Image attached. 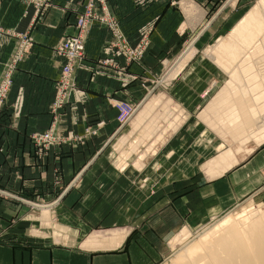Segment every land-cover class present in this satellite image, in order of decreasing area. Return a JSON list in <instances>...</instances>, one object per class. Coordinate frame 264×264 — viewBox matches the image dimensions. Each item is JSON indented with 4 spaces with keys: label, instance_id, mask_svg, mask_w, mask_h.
<instances>
[{
    "label": "crops",
    "instance_id": "0c3cea01",
    "mask_svg": "<svg viewBox=\"0 0 264 264\" xmlns=\"http://www.w3.org/2000/svg\"><path fill=\"white\" fill-rule=\"evenodd\" d=\"M114 1L127 34L137 36L149 22L157 30L153 44L159 45L160 37L177 36L182 18L176 6L165 0L149 6L139 0ZM83 2L55 0L47 14L38 18L24 0H0V78L18 46L8 31H23L35 40L32 54L15 71L4 116L0 115V187L16 195L0 193V215L6 213L2 202H8L10 218L16 221L9 232L17 240L12 243L10 264H158L170 252L178 232L199 226L210 214L264 189V141L244 155L226 146V141L241 140L242 135L236 132L240 128H220L229 124L221 116L234 102L227 95L232 90L218 84L224 76L219 70L197 65L189 74L191 79L197 77L196 83L186 81L171 88L184 94L177 102L185 112L182 124L169 134H160L164 143L155 145L153 152L145 150L141 184H131L129 174L134 172L118 171L112 161L104 162L109 153L106 147L118 128L116 101L128 95L140 99L147 92L137 80L141 64L126 67L121 56L105 52L108 33L95 27L86 61L77 71L79 89L60 115V133L82 140L75 147L61 146L41 157L30 135L46 130L53 120L50 105L60 72L54 47L75 33ZM167 24L171 31L165 36ZM101 58L113 64H100ZM205 93L207 99L202 98ZM245 98L241 97V103ZM139 124L136 118L135 126ZM87 127L99 128V133L88 137L84 134ZM229 148L233 159L224 162L220 157ZM81 173L89 184L73 183ZM26 205L49 206L54 227L33 235L35 221L46 220L37 212L21 218ZM20 237L25 239L20 242Z\"/></svg>",
    "mask_w": 264,
    "mask_h": 264
},
{
    "label": "rangeland",
    "instance_id": "374dc122",
    "mask_svg": "<svg viewBox=\"0 0 264 264\" xmlns=\"http://www.w3.org/2000/svg\"><path fill=\"white\" fill-rule=\"evenodd\" d=\"M43 1L44 0H24V2L28 3V6L32 5L34 7L38 18L47 14L54 5L55 0H49L48 7L47 5L45 6L47 9L42 12L39 4H43ZM159 1L160 0H139L142 6H149ZM165 1L172 6H176L179 17L182 19L178 23L179 31L177 32V36H174V38L170 36L168 39L160 37L159 41H161V43L157 45L153 44V36H155L154 34L157 31L155 23L149 24L148 22L141 26V32L137 36L129 35L124 31L115 10V5L117 3L114 0H105L104 3L97 1L96 6L93 8V17L89 23L88 29L86 31H80L77 27V20L84 14V10H86L88 4V0H84V9L76 17L75 33L67 34L54 47L56 59L60 64V72L55 84L54 99L50 105L54 117L49 127L42 132L53 133L55 138L58 139L57 144L59 145L53 146L46 154H41L39 152L40 146L32 138L34 134L39 132L31 133L30 139L32 144L41 157L47 156L51 150L60 148L61 146L70 145L71 147H75V145L78 144L77 141L82 140V137L76 135L72 137L60 133V115L61 111L72 102L75 92L79 89L77 71L83 67L86 61L87 44L95 27H101L108 33L109 38L105 45V52H115L121 56L125 60L126 67L133 63L141 64V78H137V80H140L139 84L141 88L147 92L142 94L140 99L135 100L131 95H128L130 96L128 99L115 100V106L117 108L119 103H128L132 106L134 111L126 124H122L119 121L120 112L118 111V128L113 139L106 147L109 153L104 162L105 164H110L112 161L113 164L119 168L118 171H122L123 169L124 172L128 170L134 172L129 174L131 184H141V167L147 162L145 150L147 149L146 152L149 153L153 152L155 145H159L161 142L164 143V140L160 141L159 139L160 134H169L182 124L185 112L177 102L180 101L179 98H182L184 94L176 90L174 91V89L172 90L171 88L176 84H186V81L187 83H196L197 77L191 79L189 74L192 72V68L197 65L199 68L202 65L204 68L209 67L210 70H219L224 76L219 78L218 84H225V86L230 87L232 90L227 95H229L230 101L234 102L229 109L225 107L221 116L222 121L229 120V124L221 125L220 128H240L241 130L236 129V132L239 134H235L240 135L241 133L242 135L241 140L238 139L234 142L226 141V146L237 149L238 152L244 155L250 153L252 147L264 141V124H262V122H264V40L263 38L259 39L252 45L244 47L242 41L233 40L232 38L236 26L249 11L259 9L261 10V17H264V0ZM187 5H191L195 8L194 12H192V14L190 13L191 15L185 12ZM163 15L164 14H161L159 17ZM166 26H168V24L165 25L164 28L166 30L165 36L171 31V27ZM8 33L17 39L18 43L16 45H20L19 42H26L24 46H28V39L32 41V45L29 51L25 52V58L16 64L14 72L12 70L10 90L5 97H0V115H2L8 103L10 91L14 84L15 71L18 65L32 54L35 44L32 34L15 30L8 31ZM69 38L83 39L85 55L83 58L75 59L73 63L70 61L71 66L73 65L72 71L66 73L63 66L65 61L67 60L68 62L70 58L67 54H62L61 48L62 44ZM229 41H232L233 45H236L240 49L241 55L238 56L237 59H233V56L229 54V50L227 54H220V56L215 55L218 52H224L222 51V46L225 42ZM16 49H18V46H16ZM109 63L112 62L106 58L100 59V64L107 65ZM180 66L182 67L179 69ZM177 68L180 71L178 70L174 73V77L172 76L170 78L169 73L172 71L174 72ZM186 70L188 71L186 72ZM166 74L167 77H165ZM3 77L4 72L1 75L0 83ZM188 79L191 81L189 82ZM245 89L247 90L246 93H244ZM256 95L258 98L253 100L252 97ZM208 97V94L205 93L202 98L207 99ZM241 97H246V100H242V103ZM155 100H157V102H155ZM57 101L59 109L54 110ZM152 102L157 104H151ZM242 112L248 113L247 117L240 115ZM227 113H229V118H226ZM139 114L141 115L139 116L141 124L135 126L136 118L139 121L137 117ZM246 121L249 122L246 123ZM98 129L99 128L94 129L92 127H87L84 134L88 135V137L95 136L99 133ZM246 131L250 134V136L247 135L249 138L246 136ZM226 132L227 136H232L228 131ZM220 134L222 135L223 133ZM257 134H263V136L259 137V140H256L253 138V135L257 136ZM220 158H223L224 162L227 160L229 161V158L233 159V150L229 148ZM107 161L110 162L107 163ZM225 165L226 168L230 167L231 161ZM116 171L117 169H114V172ZM76 177L77 175L73 183L89 184L86 176L84 178L82 173L77 178ZM57 182H61L58 176ZM92 184L94 183L92 182ZM0 193L7 197L12 196L16 198L15 194L3 187H0ZM2 206L6 213L2 212V216L0 215V264H10V252L14 245H12V243L17 240L12 234H9V232L10 225L15 224L16 221L13 222L10 218L8 213V202H2ZM26 206L28 207L22 208L20 213L21 218L25 217L28 212H37L39 214L42 213L43 217L41 218L46 220V222L41 220L35 221L37 227L32 231L33 235H42V230L54 227V223L51 221L50 217L49 206H46L47 210L46 208H42L44 206L41 205H39L41 209L38 207L34 208L31 205ZM41 210L43 211L40 212ZM256 211L258 214L264 211V189L241 201L238 205L226 206L224 209L222 208L219 213L210 214L203 224L190 230L187 229L178 232L177 236L172 238L170 252L158 264H177L178 259L182 257L181 255L186 252V249L192 247L194 243L204 236L210 233L214 234L218 224L220 226L224 221H229V223L234 221L239 222L243 219L245 220L255 217L256 215L258 216L257 213H254ZM13 218L15 219V217ZM18 239H20L19 241L21 242L25 237H20ZM55 239L58 240L57 237H55ZM19 255H22L24 258V251H21ZM206 255V252L199 254V256ZM205 260H208V258Z\"/></svg>",
    "mask_w": 264,
    "mask_h": 264
},
{
    "label": "bare ground",
    "instance_id": "6f19581e",
    "mask_svg": "<svg viewBox=\"0 0 264 264\" xmlns=\"http://www.w3.org/2000/svg\"><path fill=\"white\" fill-rule=\"evenodd\" d=\"M191 5L186 6V12L189 14H192L195 10ZM260 12L261 10L259 9L249 11L236 26L232 36L233 40L242 41L244 47L252 45L259 39L263 38L264 40V17H261ZM235 46L232 41L225 42L222 46V51L224 52H218L215 55L227 54L229 50V54L233 56L232 58L237 59L241 53L240 49ZM179 69L177 68L174 72L169 73L170 78L174 77V73ZM165 77H167V74ZM155 102L151 104H157ZM139 116L141 115L137 116L138 119ZM138 122H141L140 119ZM43 208L47 210L46 206ZM254 213L256 214L257 211ZM243 220L232 223L224 221L225 223L223 222L220 226L218 224L214 234L210 233L204 236L194 243L192 247L186 249V252L178 259L177 264H264V211L260 212L258 216ZM202 252H206L207 255L199 256ZM206 258L208 260H205Z\"/></svg>",
    "mask_w": 264,
    "mask_h": 264
},
{
    "label": "built area",
    "instance_id": "2783aa9c",
    "mask_svg": "<svg viewBox=\"0 0 264 264\" xmlns=\"http://www.w3.org/2000/svg\"><path fill=\"white\" fill-rule=\"evenodd\" d=\"M48 1L44 0L43 4H39L41 6L42 12L47 9L48 7ZM99 1L101 3H104L105 0H88V4L86 7V10H84V14L79 17L77 20V27L79 30L86 31L88 29L89 23L92 20L93 17V8L96 6V2ZM47 5V7H45ZM20 45H18V49L15 50L11 60L7 63L6 68L4 70V77L3 80L0 83V97H5L6 94L10 90V86L12 83V70L14 72V68L16 64L20 61H22L25 58V52L29 51L32 41L28 39L27 43L28 46H24L26 42H19ZM85 45L83 39L80 38H69L64 44H62L61 52L62 54H67L69 56L70 60L67 62V60L64 63L63 69L66 73H70L72 71V66L70 61L72 63L77 58H83L85 55ZM63 71V72H64ZM2 100V99H1ZM58 101L56 102V107L54 110H58ZM118 111L120 112L119 121L122 124H126L134 109L132 106H130L128 103H119L118 104ZM34 141L40 146L39 152L42 154H46L48 150H50L53 146H57L58 139L55 138V135L53 133H45V132H39L32 136Z\"/></svg>",
    "mask_w": 264,
    "mask_h": 264
}]
</instances>
